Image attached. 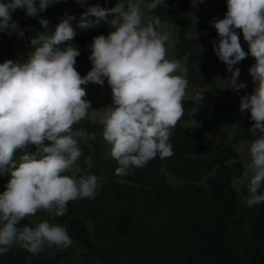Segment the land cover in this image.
I'll return each instance as SVG.
<instances>
[{
	"label": "clouds",
	"instance_id": "obj_1",
	"mask_svg": "<svg viewBox=\"0 0 264 264\" xmlns=\"http://www.w3.org/2000/svg\"><path fill=\"white\" fill-rule=\"evenodd\" d=\"M59 2L3 0L0 32H15L23 38L24 31L12 14L20 9L28 17L39 18ZM76 3L83 6L85 0ZM158 7L165 9V0H118L111 8L87 7L77 28L94 29L104 22L114 30L93 38L89 46L92 68L83 77L75 67L80 50L65 44L76 35L71 15L53 34H39L31 40L34 51L26 62L9 59L0 63V176L8 177L0 194V256L14 247L36 255L45 248L72 246L66 228L59 224L21 222L38 212L62 217L69 202L94 199L102 189L103 176L66 174L83 155L80 142L97 138L96 132L75 127L81 121L99 120L100 135L110 146L118 176L145 167L157 156L174 155L170 137L184 117L189 82L182 61L168 57L174 43L169 20L148 15ZM39 24L47 29L49 21L39 19ZM212 26L219 37L213 51L231 73L229 81H221L227 87L237 93L244 89L246 85L238 83L241 71L234 66L249 55L255 60L249 68L254 89L241 98L240 111L250 113L249 131L259 135L249 144V162L237 182L247 184V204L259 205L264 203V0H227L225 17L215 19ZM237 30L248 45L247 52ZM105 82L112 103L93 109L82 86L103 87ZM203 94L197 92V102ZM29 146L35 151H28ZM18 151L22 154L17 158Z\"/></svg>",
	"mask_w": 264,
	"mask_h": 264
},
{
	"label": "trees",
	"instance_id": "obj_2",
	"mask_svg": "<svg viewBox=\"0 0 264 264\" xmlns=\"http://www.w3.org/2000/svg\"><path fill=\"white\" fill-rule=\"evenodd\" d=\"M117 3L85 0L81 6L76 0H61L39 18L17 9L12 20L24 31V37L0 32V63L9 59L26 62L34 51L31 40L39 34H53L56 26L71 15L75 17L71 23L76 35L65 44L80 50L75 67L85 76L92 68L89 46L93 38L107 36L114 29L104 22L87 30L76 25L87 7L111 8ZM165 3V9L158 7L148 15L168 19L170 26L192 20L189 0ZM203 4L213 21L225 17L227 0H204ZM39 19L49 21L47 29L41 27ZM96 86L89 83L82 87ZM240 91L244 93V89ZM201 102L196 98L184 100V117L170 137L172 157L157 156L124 176L115 174L118 165L100 135L103 126L99 120L85 119L76 125L96 132L97 138L80 142L83 155L76 163L78 170L74 176L71 171L66 174L75 178L86 173L103 176V187L94 199L69 202L62 217L44 212L35 215L38 222L48 220L66 228L72 246L64 250L45 248L36 255L14 247L0 256V264H264V203L247 204V184L237 182L244 171L242 154L227 140L220 119L233 106L216 103L208 113L199 110ZM249 129L239 137L251 142L259 133ZM28 151L34 152V146ZM21 154L18 151L17 158ZM7 181V176H0V194ZM21 223L35 225L28 218Z\"/></svg>",
	"mask_w": 264,
	"mask_h": 264
},
{
	"label": "rangeland",
	"instance_id": "obj_3",
	"mask_svg": "<svg viewBox=\"0 0 264 264\" xmlns=\"http://www.w3.org/2000/svg\"><path fill=\"white\" fill-rule=\"evenodd\" d=\"M190 17L186 19L183 25L170 26L172 32L173 46L169 48L168 57L173 59L178 56L183 66L187 68V80L189 82L188 94L185 99L196 98L197 92L203 91V99L199 110L211 112L216 103H225L232 105L233 108L220 117L222 128L234 148L240 153L244 170L249 162L248 148L250 140L242 138L239 135L244 129L252 127L250 113L240 111V100L246 95H250L254 89V83L249 75V68L255 63L250 55L237 65L241 71L238 83H244V93L233 91L227 87L231 73L227 71V66L219 61L213 51V43L219 41L218 34L212 26L213 20L208 15V7L199 3V0H190ZM205 21V22H203ZM240 43L245 52L248 51V45L243 39L242 33L237 30ZM86 99L91 102L93 109L99 110L112 103L110 89L105 82L103 87L96 86L85 89ZM98 113V117H99ZM98 120V119H97ZM239 139L237 140V138ZM245 153V155L242 153ZM78 168L75 165L70 171L75 175ZM28 219L37 223L39 217L32 216Z\"/></svg>",
	"mask_w": 264,
	"mask_h": 264
}]
</instances>
